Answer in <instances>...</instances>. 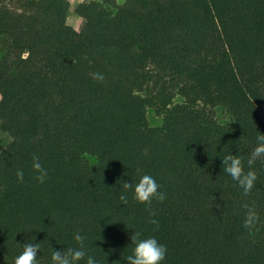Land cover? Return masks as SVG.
I'll return each mask as SVG.
<instances>
[{
  "label": "trees",
  "instance_id": "1",
  "mask_svg": "<svg viewBox=\"0 0 264 264\" xmlns=\"http://www.w3.org/2000/svg\"><path fill=\"white\" fill-rule=\"evenodd\" d=\"M70 1L0 0V264L29 241L52 264L76 233L79 264H127L135 232L166 245L162 264H264V161L247 196L222 167L233 154L249 170L264 134V0H85L81 31ZM145 174L166 194L154 217L133 199Z\"/></svg>",
  "mask_w": 264,
  "mask_h": 264
},
{
  "label": "clouds",
  "instance_id": "2",
  "mask_svg": "<svg viewBox=\"0 0 264 264\" xmlns=\"http://www.w3.org/2000/svg\"><path fill=\"white\" fill-rule=\"evenodd\" d=\"M93 79L102 82L104 77L100 73H95L93 74ZM256 141V146L247 160L249 169L247 171L240 156L230 154L223 157V172L227 173L238 184L245 196L251 193L258 179L256 171L252 170L253 165L257 160L264 161V134L259 132ZM32 160V168L35 174L34 179L41 184L45 183L48 178L47 169L41 164L38 155L34 154ZM16 176L18 181L23 182L24 173L22 170H17ZM123 188L127 191L133 189V185L125 181ZM160 188L161 185L156 182L155 178L147 174L142 175L134 186L133 199L146 206L145 210L149 212L150 217L155 216V212L152 211L153 200L163 203L166 199V194L161 192ZM119 199L124 204L128 202L125 194H121ZM243 208L245 209L243 227L251 231L260 220L259 214L254 205L245 203ZM149 222L156 226L154 230H158L159 223L157 220L150 219ZM74 239L79 244V248L55 249L51 257L52 264H79V261L85 258L87 255L84 248L86 237L80 233H76ZM130 239L135 248L133 254L126 257L127 264H162L165 261L167 247L161 244L155 237L141 239V233L135 232ZM39 250V243L25 242L23 244V251L15 258L14 264H38L37 256ZM87 264H97V262L93 256H87Z\"/></svg>",
  "mask_w": 264,
  "mask_h": 264
},
{
  "label": "rangeland",
  "instance_id": "3",
  "mask_svg": "<svg viewBox=\"0 0 264 264\" xmlns=\"http://www.w3.org/2000/svg\"><path fill=\"white\" fill-rule=\"evenodd\" d=\"M85 0H71L70 1V9L67 16V24L74 28L76 31H81L84 24L85 19L83 16L79 13L78 7L80 4H82ZM119 3H122L123 0H118ZM1 100V98H0ZM217 120L222 124H229L230 118L225 113L224 110L218 108L215 111ZM147 117L149 121V125L151 127H159L162 125V118L157 116L154 110H148ZM12 142V137L3 132L1 130V122H0V152L4 151L6 147Z\"/></svg>",
  "mask_w": 264,
  "mask_h": 264
}]
</instances>
